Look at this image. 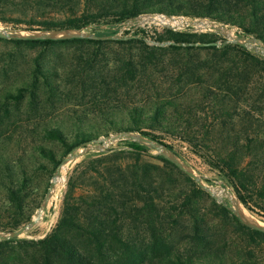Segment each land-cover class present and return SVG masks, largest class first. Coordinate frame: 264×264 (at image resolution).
I'll use <instances>...</instances> for the list:
<instances>
[{
	"label": "trees",
	"instance_id": "obj_1",
	"mask_svg": "<svg viewBox=\"0 0 264 264\" xmlns=\"http://www.w3.org/2000/svg\"><path fill=\"white\" fill-rule=\"evenodd\" d=\"M153 13L208 19L264 44V0H0V24L24 31L113 26ZM112 33L106 27L94 35ZM136 35L0 38L3 105L25 100L35 112L40 100H71L68 111L78 121L69 140L67 126L53 124L28 139L0 132V141L29 148L32 168L50 176L72 148L109 131L136 133L172 151L157 134L168 135L215 171L244 209L264 220V58L232 43L210 45L216 36L208 32L163 29L153 40L170 42L167 46L147 45ZM71 45L79 50L75 55L46 60L53 50ZM16 59L24 61L21 70ZM82 101L109 130L84 122L85 111H75ZM34 137L58 142L62 157L31 143ZM123 143L126 150L84 153L66 181L54 227L39 239L0 241V264H264V232L240 224L228 204L216 202L169 161L139 143ZM116 153L131 158L117 187L107 171ZM148 157L168 171L144 160ZM82 165L85 171L75 174ZM85 176L89 189L74 197ZM0 189V231L9 232L29 223L46 185L36 193L20 158L0 155ZM133 230L139 241L131 239Z\"/></svg>",
	"mask_w": 264,
	"mask_h": 264
},
{
	"label": "rangeland",
	"instance_id": "obj_2",
	"mask_svg": "<svg viewBox=\"0 0 264 264\" xmlns=\"http://www.w3.org/2000/svg\"><path fill=\"white\" fill-rule=\"evenodd\" d=\"M157 14V13H153ZM140 15H147V14H140ZM188 18V17H187ZM142 20L140 21L141 24L143 23H149V24H155V25H160V26H165V27H173V28H180L188 25L194 26L196 29L200 30H194L193 28H186L187 32H196V33H202V32H208L210 29L212 33L215 34L216 36V42L222 43L225 42L226 40V35L231 34L232 36H246L241 34L240 30L236 27H230L228 25H223L220 23H215L217 26H221L222 28L226 29L227 32H221L218 29H212V24L208 23L205 20H200L196 22H190L187 19L183 18H163L157 17V16H151V17H143L141 18ZM191 19V18H188ZM167 20V21H166ZM177 20V22H176ZM192 20V19H191ZM162 21L164 23L162 24ZM209 21V20H208ZM179 22V23H178ZM200 23H203L205 25H202ZM1 28H9L5 27L2 24H0ZM106 27H110L113 29L114 33L106 36H113L114 39L119 40V39H127V38H132L134 34H136V28L138 27L137 21L135 18L129 19L127 21L121 22L117 25H103L100 24L98 26L95 25H90L87 26L86 28H83L82 32L84 33H91L94 34L100 29H104ZM214 28V27H213ZM144 29L147 31V33H151L152 31H157L158 33L162 31L161 27L150 25V26H145ZM154 29V30H153ZM249 38H253L251 36H247ZM112 40V39H109ZM149 45V44H147ZM8 47V46H6ZM5 47H2L0 45V50L4 49ZM76 46L71 45L68 47H60L58 49L53 50L52 52L49 53V57L46 58V60H50V62L55 61L56 58H58L56 55L58 53L71 56L75 55L76 53L79 52ZM113 48L112 50H114ZM33 53V52H31ZM264 58V57H263ZM14 66H17V69L21 70L24 66V61L21 59H16ZM75 91V90H74ZM73 101L71 100H65V101H52V102H47V101H42L40 100L36 105L35 112H33L30 108L33 107V105H30L28 102L25 100L19 101L18 103L10 102L7 105H3V101L0 100V132H3V135H8L10 133H15L16 135L20 134L23 136L22 138H27L29 134H34L35 132L38 131V134L40 132V129L42 125H53V124H61L64 126H67V129L65 131V134L69 139H71V131H73L74 127L77 125L76 120L73 119L71 116L70 112L68 109H72L71 104ZM78 104V102H76ZM7 111V116L3 117V110ZM80 110L85 111L84 112V117L85 118V123H95L96 126H93V128L97 127L98 131L105 132L106 130H109V126L105 124L103 121L100 120V116L98 115L97 112H89L87 107V102L82 101V104L77 105V108L75 109L76 113L79 114ZM72 111V110H71ZM83 117V116H82ZM74 123V124H73ZM70 125H73L71 127ZM83 127H86V124H83ZM115 132L109 131L105 135H100L95 141L88 143L89 146H97L99 144V141L103 138H106V136H112L114 135ZM35 135V134H34ZM159 141L162 143L168 145L171 147L170 151L173 155H175L180 161L193 173L195 174L201 181L203 185L206 187H210L213 189H225L227 190L232 196L234 195L229 187H226L224 182L220 179V177L216 174L215 171H212L207 168L206 165L203 164V162L195 155H193L190 151L189 148L176 138L170 137L168 135L164 134H157ZM28 139V138H27ZM124 139H116L115 141H112L110 143H107L102 146V149L100 151H91V153H102V152H118L121 150H126V147L124 146ZM29 143V141H27ZM31 143H42L43 145L49 147L52 149V151L55 153L56 157L61 158L62 155L61 153L63 152V147L56 141H50V140H45V141H39V139L33 138ZM160 144V143H159ZM162 145V144H161ZM17 146L13 144L12 142H7L6 140L1 139L0 141V155L1 157L9 158L11 160H15L17 158H20L22 163L24 164L27 174L30 176L32 180V185L36 189V193H39V190H41L45 185L46 189L48 188V185L51 181V177L53 173L49 176L47 173H41L35 169H33V162L31 161L30 157L28 156V151L29 148L24 146L23 144L21 145L20 149H16ZM80 146H77V148H72L73 150V155L74 157L68 161V163L63 164L59 168V175L55 180V186L54 189H52V193L48 199V202L40 216V219L38 223L31 228L30 230L26 231L23 233L19 238H27V239H39L44 237L47 233L50 232V230L54 227L56 224L57 218L59 216L60 212V206L61 202L63 199L64 191L66 188V181L69 177V175L72 173L73 168L76 166L77 163H80L84 159V153H79L80 151ZM147 148V147H146ZM150 155H156L155 152L149 148ZM70 150V151H71ZM26 151V152H25ZM66 154L64 157L61 158V161L64 160L70 153ZM115 156V158H110L109 163L107 162V171L110 173V180L113 181L112 184L113 186H118L119 184L123 183L124 181L120 182L122 178H125V168L126 166L131 163V158L128 154H118ZM38 160L47 163L48 162L45 159H41L40 157L36 156ZM150 163H154L158 165V167L163 170L164 172L168 171L167 169H164L161 167V164L154 160L153 158H146L144 159ZM60 161V162H61ZM60 164V163H59ZM58 164V165H59ZM61 165V164H60ZM57 168V167H56ZM85 166L82 165L79 167L76 171L75 174L80 175V173H83L85 171ZM120 170H124V174L120 172ZM55 171V170H54ZM175 182L177 185H182V178L176 174L173 175ZM87 176L83 177V184L77 183V186L74 190L73 196H78L84 192L83 189H89V179H87ZM194 182V181H193ZM195 183V182H194ZM83 187V188H82ZM38 190V191H37ZM46 192V190H45ZM44 192V194H45ZM1 193V189H0ZM235 196V195H234ZM44 197V195H43ZM42 197V199H43ZM34 199L37 197L34 195ZM41 199V201H42ZM224 199V198H223ZM226 201V199H224ZM40 201V202H41ZM228 206H230L229 202L226 201ZM40 205V204H39ZM38 205V206H39ZM241 206V205H240ZM238 207L239 212H247L251 217L255 218L258 220L260 223L263 222L264 220H261L260 218L256 217L255 215H252L249 213L246 209H244L242 206ZM38 208V207H37ZM35 209V211L37 210ZM34 211V213H35ZM31 216V218L34 216ZM241 214V213H240ZM30 218V220H31ZM259 223V224H260ZM133 227V226H132ZM131 228V227H130ZM3 232V231H0ZM131 239L136 241L140 240L139 235L136 234V232L133 230L131 231Z\"/></svg>",
	"mask_w": 264,
	"mask_h": 264
},
{
	"label": "water",
	"instance_id": "obj_3",
	"mask_svg": "<svg viewBox=\"0 0 264 264\" xmlns=\"http://www.w3.org/2000/svg\"><path fill=\"white\" fill-rule=\"evenodd\" d=\"M197 20H191L190 22H196ZM208 23L215 26L212 29H218L219 31L227 32L226 29L222 28L221 26L215 25L213 22L206 20ZM208 32H211L209 29ZM226 43H232L239 46H242L246 48L249 51H252L253 53L259 54L262 57H264V44L260 42L257 39L249 38L247 36H232L231 34L226 35ZM0 38L2 39H14V40H43V39H49V40H68V39H94V40H106V39H114L113 36H96L91 33H84L80 30H61V31H24V30H16V29H9V28H1L0 27ZM149 45H157V46H167L171 44L170 42H162V43H148ZM213 46H218L219 42H212L209 43ZM116 139H124V140H130L136 143H139L155 152L156 155L161 156L165 160L172 163L174 166H176L180 171H182L184 174H186L189 178H191L195 184L205 191L212 199H214L216 202L221 203L223 205H227L226 201L229 202L230 206L228 208L231 210L232 214L238 219L240 224L243 226L252 229L257 230L260 232H264V226L259 224H253L248 223L245 220L242 219V217L239 215L238 212L235 211L234 205H241L236 197L233 195L234 200L230 199L231 194L221 188V189H213L210 187H206L203 185L200 181V179L193 174L181 161L178 159L175 155H173L170 151H168L163 145L153 142L147 138L141 137L140 135L136 133H126V132H118L115 133L112 136H106V138H103L99 141V144L97 146H89L87 142L80 144L79 146L80 151L79 153H86L91 151H100L102 149V146L110 143L112 141H115ZM77 147H74V149ZM74 157L73 150L70 151L69 155L60 162V164L70 161ZM60 164L55 169L51 181L48 185V188L46 189V192L44 194V197L42 201L40 202V205L38 206L37 210L34 213V216L31 218L29 223L24 224L20 226L18 229L9 231V232H0V241H7L13 238H19L23 233L33 228L39 221L40 215L39 212H43L48 199L50 197V193L52 189H54V180L57 177L58 168ZM226 199V201L224 199Z\"/></svg>",
	"mask_w": 264,
	"mask_h": 264
},
{
	"label": "built area",
	"instance_id": "obj_4",
	"mask_svg": "<svg viewBox=\"0 0 264 264\" xmlns=\"http://www.w3.org/2000/svg\"><path fill=\"white\" fill-rule=\"evenodd\" d=\"M151 16H158V17H161V18H169V19H172V18H183V19H187L189 21H191V19H188L187 17H183V16H167V15H163V14H147V15H138L135 17V20L137 21V25L138 27L136 28V33L137 35L134 36V37H142L143 41L144 42H148V43H153L155 42L153 39L154 37L156 36V34L158 33L157 31H152L151 33H147V31L144 29L145 26H150V25H154V26H158V27H161V29H170L172 31H187L185 30L186 28H193L194 30H200V29H196L194 26L192 25H188V26H184V27H180V28H173V27H165V26H160V25H155V24H149V23H143L141 24L140 21L142 20L141 18L143 17H151ZM192 20H197V21H202V20H205V19H192ZM206 21V20H205ZM212 22V21H211ZM137 30H143V34L140 33L139 31ZM162 32V31H161ZM159 32V33H161Z\"/></svg>",
	"mask_w": 264,
	"mask_h": 264
},
{
	"label": "bare ground",
	"instance_id": "obj_5",
	"mask_svg": "<svg viewBox=\"0 0 264 264\" xmlns=\"http://www.w3.org/2000/svg\"><path fill=\"white\" fill-rule=\"evenodd\" d=\"M157 17H158V16H157ZM162 19H163V18H162ZM166 19H167V18H166ZM163 20H165V19H163ZM166 21H167V20H166ZM176 22H177V20H176ZM163 23H164V21H162V24H163ZM178 23H179V22H178ZM200 24L205 25V24H203V23H200ZM212 26H213V25H212ZM213 27H215V26H213ZM65 163H68V161L62 163V164L59 166V168H60L63 164H65ZM59 168H58L57 177H58V175H59ZM57 177H56V178H57ZM56 178H55V180H56ZM55 180H54V184H55ZM51 193H52V191H51ZM51 193H50V194H51ZM230 199H231V200H234V197L231 195V196H230ZM239 206H240V205L235 204V205H234V209H235L236 212L239 213V215L242 217L243 220H245V221L248 222V223H253V224H259V223H260L258 220H256L255 218L251 217L247 212H243V211H240V212H239V209H238ZM240 207H241V206H240ZM240 213H241V214H240ZM38 215L41 216V212H39ZM259 225H263V226H264L263 222L260 223Z\"/></svg>",
	"mask_w": 264,
	"mask_h": 264
}]
</instances>
